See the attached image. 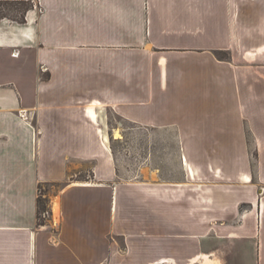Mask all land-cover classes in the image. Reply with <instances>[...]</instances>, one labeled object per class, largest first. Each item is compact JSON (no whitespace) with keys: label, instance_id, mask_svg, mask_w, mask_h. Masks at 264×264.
<instances>
[{"label":"crops","instance_id":"crops-1","mask_svg":"<svg viewBox=\"0 0 264 264\" xmlns=\"http://www.w3.org/2000/svg\"><path fill=\"white\" fill-rule=\"evenodd\" d=\"M7 2L33 7L0 16V264H199L201 232L264 264V0ZM112 118L180 178L152 146L126 177Z\"/></svg>","mask_w":264,"mask_h":264},{"label":"rangeland","instance_id":"rangeland-1","mask_svg":"<svg viewBox=\"0 0 264 264\" xmlns=\"http://www.w3.org/2000/svg\"><path fill=\"white\" fill-rule=\"evenodd\" d=\"M23 5L17 4L15 2H7L3 3L0 7V16L5 17L8 16L9 18L14 19H21L23 13ZM112 125L117 126L120 129L125 130H136L137 133L135 135L129 136L125 139H121L120 141H113L112 146L118 156L119 163L123 172H125L126 177L131 174V171L137 170L141 168L143 163L145 162V158L149 160L150 150L152 149V161L151 165L154 167L160 166V156L162 158V166L164 167V174L167 178H180V170L176 167L177 155L173 154V152H168V154H159V139L157 137H145L142 133H138V127H135L129 123L123 122L121 120L112 118ZM118 135V134H117ZM170 144V143H169ZM152 146V147H150ZM149 147L151 148L149 150ZM167 160V162L165 161ZM146 163H150L149 161ZM130 171L129 174L127 172ZM51 188H42L39 192V196L42 195V199L45 201L44 204L48 208V203L46 198L44 197L46 191ZM52 190V189H51ZM57 190V187L54 189ZM250 205L242 204L240 206V213L241 215H245L249 209ZM43 204L40 205L39 209V220L38 223L43 224L46 223L47 214L43 212ZM49 210V209H48ZM241 217H233L229 219H219L217 222H227L233 226H240L244 223L245 218ZM203 219H201V223ZM224 220V221H223ZM201 231H203V227L201 224ZM208 234L201 232V248H200V257H199V264H255L257 261V256L259 254V248L254 246L256 244H250L242 241H235L231 239L232 236L229 238H224L223 235H215V239L211 241V246L208 248L206 244ZM204 241H206L204 243ZM213 242V243H212ZM205 244V246L203 245ZM182 264H191L190 259L185 256L182 259ZM196 264V263H194Z\"/></svg>","mask_w":264,"mask_h":264},{"label":"trees","instance_id":"trees-1","mask_svg":"<svg viewBox=\"0 0 264 264\" xmlns=\"http://www.w3.org/2000/svg\"><path fill=\"white\" fill-rule=\"evenodd\" d=\"M17 4H20V5H23L24 7L22 8L23 10V13H22V18L20 19V22L24 23L26 18H25V14L33 7V4L31 3H27V2H18ZM2 4H0V7H1ZM42 187H40V191H41ZM42 195L39 196L38 198V218H39V209H40V205L43 204V212L48 214L49 210L47 208V206L44 204V200L42 199ZM45 223L43 224H40V225H44Z\"/></svg>","mask_w":264,"mask_h":264},{"label":"water","instance_id":"water-1","mask_svg":"<svg viewBox=\"0 0 264 264\" xmlns=\"http://www.w3.org/2000/svg\"><path fill=\"white\" fill-rule=\"evenodd\" d=\"M263 192V191H262Z\"/></svg>","mask_w":264,"mask_h":264}]
</instances>
